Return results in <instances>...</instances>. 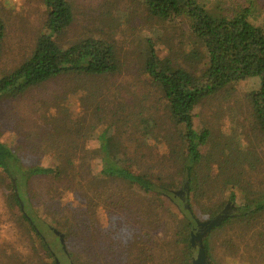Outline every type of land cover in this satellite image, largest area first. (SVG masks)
<instances>
[{
  "label": "trees",
  "instance_id": "16d2710c",
  "mask_svg": "<svg viewBox=\"0 0 264 264\" xmlns=\"http://www.w3.org/2000/svg\"><path fill=\"white\" fill-rule=\"evenodd\" d=\"M130 1L138 3L148 17L181 21L189 27L191 55L203 63L199 75L156 55L151 44L143 64L150 82L160 88L174 124L183 126L186 135L178 137L176 145L167 143L166 153L157 159L145 147V156L138 161L111 137H66L65 133L58 142L53 140L57 137H48L47 151L54 156L50 165L26 160L20 148L0 141V172L39 264H58L35 226H50L47 217L73 264H184L182 254L192 248V235L200 237L205 231L197 228L196 213L205 218L202 223L222 218L200 237L206 258L207 236L234 227L238 240L249 238L255 253L251 263L264 264V188L254 190L242 182L247 177L243 166L239 172L228 171L222 180L219 169L212 170L219 186L208 187L214 184L212 179L199 170L200 148L207 137H197L193 131V112L203 100L234 82L258 78L259 90L247 97L255 127L264 134V26L249 22L244 5H231L229 0ZM43 4L46 33L37 39L27 60L0 76V97L15 99L46 81L99 76L119 68L108 41L87 37L60 48L56 40L72 21L71 4L68 0H43ZM4 36L0 18V54ZM89 139L98 141V148H86ZM140 191L163 195L168 207ZM102 213L115 225L102 226ZM72 240L83 250L67 248Z\"/></svg>",
  "mask_w": 264,
  "mask_h": 264
},
{
  "label": "rangeland",
  "instance_id": "374dc122",
  "mask_svg": "<svg viewBox=\"0 0 264 264\" xmlns=\"http://www.w3.org/2000/svg\"><path fill=\"white\" fill-rule=\"evenodd\" d=\"M68 1L72 21L57 38L59 47L67 48L87 37L108 41L114 47L119 68L114 73L99 76L72 75L46 81L15 99L1 96L0 141L20 148L24 159L40 161L43 165H50L49 160L54 157L52 151H47L51 141L48 137H57L53 140L58 142V137H65V133L66 137H111L123 152L138 161L145 156V147L152 149L156 159L160 158L166 153L167 143L169 147L176 145L178 137H185L186 130L174 124L160 88L150 82L143 64L151 44L156 55L199 75L203 63L199 57L191 55L193 41L188 25L148 17L138 3L130 0ZM229 1L231 5L243 4L248 10L249 22L264 26V0ZM0 18L5 27L0 54L1 76L31 56L37 39L46 33V9L43 0H0ZM259 88L258 78L234 82L203 100L193 112V131L197 137H207L200 148L199 170L212 179L214 184L208 187L219 186L218 175L222 180L228 171L239 172L243 166L247 177H242V182L254 190L264 188V134L255 127L247 97ZM86 141L88 149L99 146L98 141ZM185 147L184 143L182 148ZM214 169H219L218 175L213 176ZM221 169L224 172L221 173ZM135 190L139 189L135 187ZM140 193L168 207L163 195ZM35 210L41 216L42 210ZM196 215L202 223L205 218ZM102 216V226L115 225L107 214L102 213ZM19 218L9 184L0 172V264H39L37 250L30 245ZM46 220L50 226L42 227L38 223L35 226L41 230L53 257L58 264H73L53 229L52 219L47 217ZM238 234L233 227L208 235L206 262L252 264L255 253L250 250L249 238L241 242ZM196 244L184 249V264H194L198 238ZM66 247L72 252L84 248L76 240L68 242Z\"/></svg>",
  "mask_w": 264,
  "mask_h": 264
},
{
  "label": "water",
  "instance_id": "95a60500",
  "mask_svg": "<svg viewBox=\"0 0 264 264\" xmlns=\"http://www.w3.org/2000/svg\"><path fill=\"white\" fill-rule=\"evenodd\" d=\"M221 220H222V218H219V219L217 218L214 221L206 222V223H196V225H197V228H201V229L204 228L205 229V231H203V233H202V235H204L207 231H209V230L213 229L214 227H216L220 223ZM200 237H197L199 246H198V249H195L197 253L199 251L198 259L194 260L193 263L197 264L198 261H201V262L205 261V264H209L208 262H206L205 253L203 251V248L200 245V241H199Z\"/></svg>",
  "mask_w": 264,
  "mask_h": 264
},
{
  "label": "flooded vegetation",
  "instance_id": "af4514ba",
  "mask_svg": "<svg viewBox=\"0 0 264 264\" xmlns=\"http://www.w3.org/2000/svg\"><path fill=\"white\" fill-rule=\"evenodd\" d=\"M194 234H195V233H194ZM196 241H197V236H196V235H192V244H191V245H192L193 247H195V246L197 245V244H196ZM198 253H199V251H198ZM198 255H199V254H197V259H198ZM197 259H196V260H197ZM197 264H205V261H203V262L198 261Z\"/></svg>",
  "mask_w": 264,
  "mask_h": 264
}]
</instances>
